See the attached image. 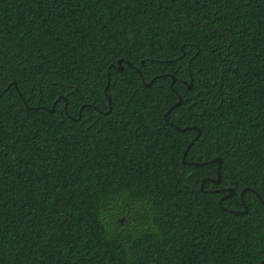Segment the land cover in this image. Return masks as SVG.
Returning <instances> with one entry per match:
<instances>
[{
	"label": "trees",
	"instance_id": "trees-1",
	"mask_svg": "<svg viewBox=\"0 0 264 264\" xmlns=\"http://www.w3.org/2000/svg\"><path fill=\"white\" fill-rule=\"evenodd\" d=\"M256 195L264 0H0V264H259Z\"/></svg>",
	"mask_w": 264,
	"mask_h": 264
},
{
	"label": "water",
	"instance_id": "water-1",
	"mask_svg": "<svg viewBox=\"0 0 264 264\" xmlns=\"http://www.w3.org/2000/svg\"><path fill=\"white\" fill-rule=\"evenodd\" d=\"M121 63H122V59H120V60H118V62H117V64H118V70L119 71H121L122 70V66H121ZM174 81V80H173ZM151 82H152V80L149 82V83H146L145 85L146 86H149L150 84H151ZM13 86H15V88L17 89V87H16V84H15V82H12L11 83ZM108 84H109V76H108V80H107V87H108ZM106 87V88H107ZM190 87V86H189ZM182 103V98L181 97H178V101L175 103V104H173L172 105V107H176V106H178V105H180ZM108 104L110 105V99H109V97H108ZM171 107V108H172ZM54 108H55V106H54V104H53V106H52V109L51 110H49V112H53L54 111ZM170 108V109H171ZM170 109H168L167 110V112L165 113V115H164V118L166 119V116H167V114L170 112ZM81 111V110H80ZM79 111V112H80ZM108 112H110V109L108 110ZM78 118H80V116L78 117ZM193 130H195L196 132H197V134H196V136L194 137V139L186 146V148H185V150H184V152H183V155H182V162L185 164L186 163V154H187V152H188V150L190 149V147H191V145H192V143L194 142V140H196L197 138H198V136L200 135V129L197 127V126H193V127H191ZM175 129L176 130H178V131H185V130H187V129H189V128H179V127H175ZM210 163H217V178H216V180H212V179H207V180H210V181H212L213 183H215V184H218L219 183V181H220V168H221V160L219 159V158H215V159H212L211 161H209ZM194 165H205V164H207L206 162H204V163H193ZM205 181H206V179H203L202 181H201V184H200V189H201V191H203L204 189H203V187H204V183H205ZM249 188H246V190H248ZM244 191L245 190H243V191H241V193H240V198H241V202H242V204H243V206H244V210L242 211V212H233V213H236V214H238V213H240V214H245L246 212H247V207H246V205L243 203V200H242V196H243V193H244ZM233 194V190L232 189H227V194L225 195V196H223L220 200H219V204H221L222 203V201L224 200V199H226L228 196H230V195H232ZM257 197H258V199L261 201V203L262 204H264V200H262L258 195H256ZM259 264H264V261H261Z\"/></svg>",
	"mask_w": 264,
	"mask_h": 264
}]
</instances>
